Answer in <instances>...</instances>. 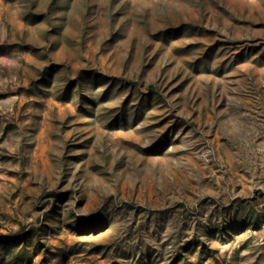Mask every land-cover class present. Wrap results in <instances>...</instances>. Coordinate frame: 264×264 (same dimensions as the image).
Segmentation results:
<instances>
[{
    "label": "rangeland",
    "instance_id": "obj_1",
    "mask_svg": "<svg viewBox=\"0 0 264 264\" xmlns=\"http://www.w3.org/2000/svg\"><path fill=\"white\" fill-rule=\"evenodd\" d=\"M0 264H264V0H0Z\"/></svg>",
    "mask_w": 264,
    "mask_h": 264
}]
</instances>
